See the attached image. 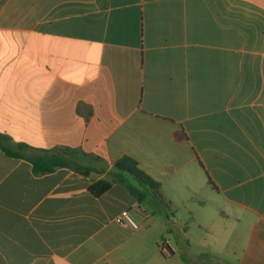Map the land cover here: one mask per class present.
Returning a JSON list of instances; mask_svg holds the SVG:
<instances>
[{"label":"crops","instance_id":"0c3cea01","mask_svg":"<svg viewBox=\"0 0 264 264\" xmlns=\"http://www.w3.org/2000/svg\"><path fill=\"white\" fill-rule=\"evenodd\" d=\"M0 264H264V0H0Z\"/></svg>","mask_w":264,"mask_h":264},{"label":"trees","instance_id":"16d2710c","mask_svg":"<svg viewBox=\"0 0 264 264\" xmlns=\"http://www.w3.org/2000/svg\"><path fill=\"white\" fill-rule=\"evenodd\" d=\"M7 154L10 156H14V154L10 151H7ZM65 166H67L65 163L60 162L55 165V168H60V167H65ZM116 167L120 170L129 172L131 175H133L136 179L140 180L145 185H148L151 188H157V185L149 177H147L144 173H142L141 171L137 169L136 162L133 161L132 159H129V158L124 159L123 161L119 162L116 165ZM52 170L53 168H46V169H41V170L36 168V172L38 174H45V173L51 172ZM76 170L84 175H90L93 172L89 168L87 169L78 168ZM111 186H112V183L110 182L100 181L94 184L91 187L90 191L94 196L100 197L103 194H105L108 190H110Z\"/></svg>","mask_w":264,"mask_h":264},{"label":"built area","instance_id":"2783aa9c","mask_svg":"<svg viewBox=\"0 0 264 264\" xmlns=\"http://www.w3.org/2000/svg\"><path fill=\"white\" fill-rule=\"evenodd\" d=\"M144 220L141 215L134 211H125L116 218V224L122 228L133 232H139L142 229L141 221Z\"/></svg>","mask_w":264,"mask_h":264}]
</instances>
